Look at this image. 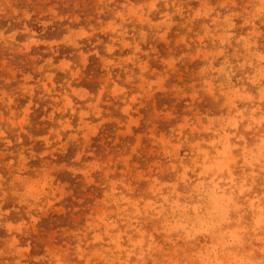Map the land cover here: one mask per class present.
<instances>
[{
  "label": "rangeland",
  "instance_id": "obj_1",
  "mask_svg": "<svg viewBox=\"0 0 264 264\" xmlns=\"http://www.w3.org/2000/svg\"><path fill=\"white\" fill-rule=\"evenodd\" d=\"M259 5L0 0V264L264 259Z\"/></svg>",
  "mask_w": 264,
  "mask_h": 264
},
{
  "label": "clouds",
  "instance_id": "obj_2",
  "mask_svg": "<svg viewBox=\"0 0 264 264\" xmlns=\"http://www.w3.org/2000/svg\"><path fill=\"white\" fill-rule=\"evenodd\" d=\"M260 9L262 11H264V0H260V5H259ZM259 251H261L262 253H264V248L259 249ZM249 256H251V253H249ZM245 264H264V259H261L259 261H255V260H246Z\"/></svg>",
  "mask_w": 264,
  "mask_h": 264
}]
</instances>
